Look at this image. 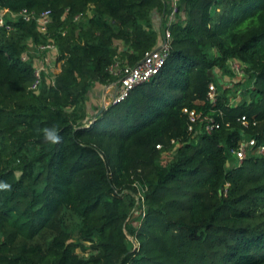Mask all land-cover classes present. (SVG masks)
<instances>
[{
  "label": "trees",
  "instance_id": "1",
  "mask_svg": "<svg viewBox=\"0 0 264 264\" xmlns=\"http://www.w3.org/2000/svg\"><path fill=\"white\" fill-rule=\"evenodd\" d=\"M170 3L0 0V264H264V150L227 152L264 144V0H175L171 17ZM23 7L49 10L44 30ZM165 27L159 70L87 118L92 84ZM47 43L59 69L30 88ZM218 73L239 78L233 104L228 86L206 99ZM182 108L219 126L190 132Z\"/></svg>",
  "mask_w": 264,
  "mask_h": 264
},
{
  "label": "built area",
  "instance_id": "2",
  "mask_svg": "<svg viewBox=\"0 0 264 264\" xmlns=\"http://www.w3.org/2000/svg\"><path fill=\"white\" fill-rule=\"evenodd\" d=\"M177 11V6L175 0H171L170 3V17ZM13 16L19 15L24 20L34 19L37 23V26L40 30H44L46 24L50 20V13L48 9H42L38 13H33L32 11L27 10L26 8H21L16 13L12 14ZM78 15H74L73 18H76ZM1 22V18H0ZM169 29L167 27L162 29V34L157 45L153 48L146 49L139 61L135 64L121 63L117 62L109 65V71L116 75L117 77L110 83L114 85V91L111 96L107 99L108 103H118L123 100L130 90L134 87L135 84L139 82L146 81L150 79L162 66L164 63L167 51L169 48ZM39 48H51L54 49L55 45L53 44H40ZM228 64L234 74L240 75L242 73L241 63L237 60L229 59ZM40 67L34 68V77L29 83L30 88H36L40 81ZM238 92V89H237ZM216 98V89L214 83L211 81L207 84L206 90V99L210 103H214ZM103 100V99H102ZM182 111L186 113L188 120L187 130L190 132L194 130V125L196 130L209 132L210 130L217 128L219 122L215 116L211 114H201L199 111L196 112L193 109L182 108ZM219 111L217 112V114ZM239 122L242 125H247V120L244 115L238 116ZM252 123H254L252 121ZM227 124V122H225ZM170 142H173V139H170ZM156 148H160V143L155 144ZM264 150V144L257 143L255 138L252 136L249 137H240L235 145L228 147V154L233 157L234 164L240 163L241 159L245 157L248 152H262ZM169 150L163 152L164 156H168ZM141 197L140 193H137ZM142 209V208H141Z\"/></svg>",
  "mask_w": 264,
  "mask_h": 264
},
{
  "label": "crops",
  "instance_id": "3",
  "mask_svg": "<svg viewBox=\"0 0 264 264\" xmlns=\"http://www.w3.org/2000/svg\"><path fill=\"white\" fill-rule=\"evenodd\" d=\"M155 18H157L156 15H155ZM160 36L161 34L158 37L157 43L160 39ZM55 52H56V47L54 49L46 48L44 53L43 52L41 53L39 50L38 51L33 50V53L35 55V57H33L34 68L40 67L41 69H43V71L50 73L48 69H51L50 66H52L53 72H56L59 69L60 62L55 61L54 59ZM224 80H226V78ZM231 83L232 81H229V82L225 81V86H228V87L231 86V88L234 89L235 86H233V83L232 84ZM113 91H114V85H112L110 82L102 83V84L94 82L92 86L89 88V90L87 91L86 98L84 100V109L86 111V117L87 118L90 117V114L91 112H93V110L97 108H101L102 98H104V96L106 95L105 98L108 99L113 93ZM238 94L239 93H236L234 96L238 97ZM233 101H234V97L229 98V104H233L234 103ZM171 152L172 150H169V153H167L168 156L171 155Z\"/></svg>",
  "mask_w": 264,
  "mask_h": 264
},
{
  "label": "rangeland",
  "instance_id": "4",
  "mask_svg": "<svg viewBox=\"0 0 264 264\" xmlns=\"http://www.w3.org/2000/svg\"><path fill=\"white\" fill-rule=\"evenodd\" d=\"M152 19H153V21L155 22V23H157V18H155V14H152ZM154 25H156V24H154ZM160 34H161V31H160ZM159 34V35H160ZM45 50V49H44ZM51 67V69H48L49 70V74H47V76H51V72H53V67L52 66H50ZM226 78V80H228V82H229V80H234V81H236L237 79H239V78H237L236 76H234V75H232V76H230V75H228V74H225V75H223L222 76V74H220V73H218V74H216V77H215V81H214V86H215V89H217V90H220V89H222L224 86H225V81H224V79ZM247 80V79H246ZM229 88V90H228V92H230V93H228V95L230 96V98L231 97H234V100H237L239 97H237V96H234V91H233V89L231 88V86H229L228 87ZM106 96V95H105ZM105 96H104V98H102L103 100H102V108L103 107H105L107 104H109L108 103V100L105 98ZM234 102V101H233ZM92 113V112H91ZM93 114V113H92ZM91 117V116H90ZM163 155V154H162ZM161 159H167V156H162V158ZM163 162H164V160H162ZM128 239H130L131 240V238L128 236L127 237ZM83 255H86V252L83 254Z\"/></svg>",
  "mask_w": 264,
  "mask_h": 264
},
{
  "label": "water",
  "instance_id": "5",
  "mask_svg": "<svg viewBox=\"0 0 264 264\" xmlns=\"http://www.w3.org/2000/svg\"><path fill=\"white\" fill-rule=\"evenodd\" d=\"M227 164H228V162L225 163V165H227Z\"/></svg>",
  "mask_w": 264,
  "mask_h": 264
}]
</instances>
